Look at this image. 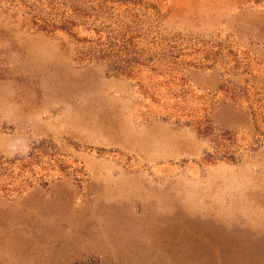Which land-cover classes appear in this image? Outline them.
I'll use <instances>...</instances> for the list:
<instances>
[{"label": "rangeland", "instance_id": "rangeland-1", "mask_svg": "<svg viewBox=\"0 0 264 264\" xmlns=\"http://www.w3.org/2000/svg\"><path fill=\"white\" fill-rule=\"evenodd\" d=\"M0 264H264V0H0Z\"/></svg>", "mask_w": 264, "mask_h": 264}]
</instances>
